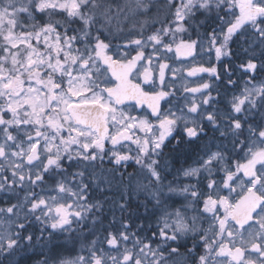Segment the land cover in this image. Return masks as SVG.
<instances>
[{"label": "snow or ice", "instance_id": "1", "mask_svg": "<svg viewBox=\"0 0 264 264\" xmlns=\"http://www.w3.org/2000/svg\"><path fill=\"white\" fill-rule=\"evenodd\" d=\"M0 264H264V0H0Z\"/></svg>", "mask_w": 264, "mask_h": 264}, {"label": "flooded vegetation", "instance_id": "2", "mask_svg": "<svg viewBox=\"0 0 264 264\" xmlns=\"http://www.w3.org/2000/svg\"><path fill=\"white\" fill-rule=\"evenodd\" d=\"M202 31H204V30H202ZM193 38H195V37H193ZM147 51H151V49L149 48V49L145 50L146 55H148ZM131 54L135 55V52H132ZM169 54L171 55L170 60H168V58H166V60L164 62H167L169 64L170 68L179 69L180 71L177 73V76L175 78H173L171 76V74L169 72H167V70H166V83L167 84H170L175 89H181V86L184 84L191 86V87H195L199 83L207 82V83L212 84L213 87L220 88L221 92H224L225 89L223 88V85L221 84V82L216 81L208 73H199L195 77H190L187 75V70L189 67H197L201 64L205 67H208L209 62L207 61L206 57H204L202 55H197L195 58H191V57L180 58L179 57L180 55H178V54H174V53H169ZM149 67H150L151 71H153V72L156 71L155 69L152 68V65ZM233 78L235 79V77H233ZM229 91H230V89H229ZM177 95L183 96L186 94H184L182 91H177ZM212 95L215 96L216 92L214 91L212 93ZM220 106L223 107V105H220ZM129 110L132 111L133 115L148 114L151 112V109H149L146 104L143 106V108L137 107L135 109H132L129 107ZM161 110L162 111L165 110V102H161ZM149 118L154 119L151 116H149ZM139 134L140 133H137V135H139ZM132 147H134V145ZM175 148H176V142L173 140L171 142V144L169 145V147L165 150L166 154H167L166 158L170 161V165H171V163H174V161H173L174 157L177 160H179V163L175 164L176 168H179L181 166V164H184L185 160H187L188 163H192L195 160L196 157L192 152L180 151L178 153L177 151H174ZM129 164L132 166L128 167L127 171L128 172H136L137 171L136 166L134 164H132L131 161L129 162ZM108 165H111V164H107L105 166V168H107ZM170 170H171V167H170ZM106 176H110V173H107ZM174 177L176 178L177 183H180V181L182 180V177H180L178 172H173L172 175H169L168 179L172 180ZM187 182L188 181H184V183H187ZM89 199H91V196H89ZM138 212H140V214L143 215V209H138ZM109 217L111 218V215H109ZM121 217L125 220H128L129 214L127 212L123 213V214H121ZM141 222H143V221H141Z\"/></svg>", "mask_w": 264, "mask_h": 264}, {"label": "trees", "instance_id": "3", "mask_svg": "<svg viewBox=\"0 0 264 264\" xmlns=\"http://www.w3.org/2000/svg\"><path fill=\"white\" fill-rule=\"evenodd\" d=\"M162 18L163 17H161V19ZM201 20H203V17H201ZM202 30H204V29L202 28L201 31ZM128 31H129V26L125 25L124 26V32H128ZM150 31H151V28H148L145 31L144 34L147 35V34H149ZM127 38L128 37H121V39H127ZM131 38H138V37L133 36ZM116 42H120V40L118 39ZM260 80H261V77H258L257 82L260 81ZM238 82H239L238 83V86L235 89L230 88V91H236V92H238V90L241 87H243L242 81H238ZM184 147L185 146H182L181 151H184L183 150ZM106 165L107 164L104 165V168H105ZM106 169H108V172H106L105 175L107 173H110V176H111V173L114 171L112 169V165H108ZM90 196H91V199H93V198L99 197L100 194L99 193H92ZM107 197H108L109 200H112V201H115V200H118L119 199V195H118V184H117V182H113L112 191L109 192V193H107ZM129 212H133V213L138 212V209H136L135 204H133L132 208L129 209ZM109 215H111V218L109 217ZM113 216H115V218H116L117 221H119L122 218L121 217V213H120V211L118 209H110L109 205L106 204L105 205V211H104V217H105L104 218V224L107 225L108 222H109V220H111ZM148 223L152 225V229L151 230H155L156 226L158 225V220L149 221ZM104 235H106V233L103 231V229L102 228H98V230H97V237L96 238H98L100 241H102Z\"/></svg>", "mask_w": 264, "mask_h": 264}, {"label": "rangeland", "instance_id": "4", "mask_svg": "<svg viewBox=\"0 0 264 264\" xmlns=\"http://www.w3.org/2000/svg\"><path fill=\"white\" fill-rule=\"evenodd\" d=\"M149 53H150V51H147V54H149ZM170 57H171V55L169 53H167V57L166 58H168V60H170ZM152 68L156 70V61L155 60H153ZM259 82L260 81H258L257 83H259ZM238 92H239V90H238Z\"/></svg>", "mask_w": 264, "mask_h": 264}, {"label": "water", "instance_id": "5", "mask_svg": "<svg viewBox=\"0 0 264 264\" xmlns=\"http://www.w3.org/2000/svg\"><path fill=\"white\" fill-rule=\"evenodd\" d=\"M180 58H183L184 56H179Z\"/></svg>", "mask_w": 264, "mask_h": 264}]
</instances>
